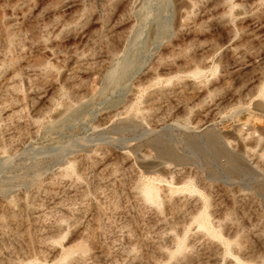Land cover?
I'll return each mask as SVG.
<instances>
[{"label": "rangeland", "instance_id": "374dc122", "mask_svg": "<svg viewBox=\"0 0 264 264\" xmlns=\"http://www.w3.org/2000/svg\"><path fill=\"white\" fill-rule=\"evenodd\" d=\"M263 90L264 0H0V264H264Z\"/></svg>", "mask_w": 264, "mask_h": 264}, {"label": "bare ground", "instance_id": "6f19581e", "mask_svg": "<svg viewBox=\"0 0 264 264\" xmlns=\"http://www.w3.org/2000/svg\"><path fill=\"white\" fill-rule=\"evenodd\" d=\"M262 96L264 97V90L262 91ZM215 142H216V140L211 138V143L214 144ZM217 151L225 152L221 148H218ZM167 152L168 151H165V153H167ZM228 162H229L228 169L234 171L235 169H237L239 167L241 161H239V159L237 157H234V156L228 154ZM192 190L193 189L191 188L190 191H192ZM139 192H140V194L142 196V199L144 201H146L147 203H151V204L157 203V204H159L161 202V197L159 195V190L154 185L153 181L149 180L148 182L142 184L139 187ZM203 210L204 211L198 213L197 217L195 218V222L197 223L198 228L202 229V232L204 231L206 234L210 235L211 237L219 238L218 232L213 230V227L211 226L210 221L208 220V213L206 211V207L205 206H203ZM176 244H177V246H176L175 253L176 252L180 253L182 251V248H183V243L179 239V241ZM237 261H238L237 264H241L239 262V260H237Z\"/></svg>", "mask_w": 264, "mask_h": 264}]
</instances>
